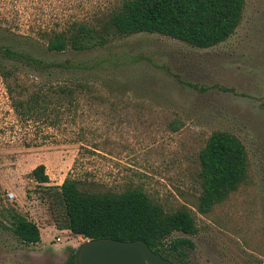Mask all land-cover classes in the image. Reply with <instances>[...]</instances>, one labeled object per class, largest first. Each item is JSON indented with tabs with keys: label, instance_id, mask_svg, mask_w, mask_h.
I'll list each match as a JSON object with an SVG mask.
<instances>
[{
	"label": "rangeland",
	"instance_id": "obj_1",
	"mask_svg": "<svg viewBox=\"0 0 264 264\" xmlns=\"http://www.w3.org/2000/svg\"><path fill=\"white\" fill-rule=\"evenodd\" d=\"M121 1L0 0V45L41 61L0 55L14 70L8 81L0 69V264L72 263L89 239L57 228L46 188L67 178L96 192L141 188L168 212L191 211L198 233L174 234L172 242L193 244L180 247L184 258L174 264H264V0H245L235 34L209 49L157 34L79 54L41 46L40 30L95 23ZM15 82L23 99L60 85L86 87L73 105L63 103L60 118H27L13 106L8 83ZM217 131L247 148L248 180L203 215L199 153ZM39 165L46 186L31 176ZM14 213L40 227V243L14 234Z\"/></svg>",
	"mask_w": 264,
	"mask_h": 264
},
{
	"label": "trees",
	"instance_id": "obj_2",
	"mask_svg": "<svg viewBox=\"0 0 264 264\" xmlns=\"http://www.w3.org/2000/svg\"><path fill=\"white\" fill-rule=\"evenodd\" d=\"M245 6V0H122L95 23L72 21L60 30H40L38 39L42 40L41 46L46 52L55 54H79L105 48L119 39L138 34H157L194 48L209 49L235 34L243 20ZM29 41L34 46V39L29 38ZM0 55L10 60L41 63L31 51L6 45H0ZM58 66L69 67L68 64ZM0 69L8 81L14 75V70L2 62ZM85 87L83 84L75 88L60 85L53 89V94L36 93L23 99L22 86L17 82L8 83L13 106L27 118H60L63 103L73 105L76 90ZM199 163L202 191L197 210L208 215L247 182L249 155L234 134L217 131L199 153ZM31 176L41 186L50 183L45 165L36 167ZM46 188L59 211L57 228L85 239L142 240L165 258L181 260L184 254L180 247L193 244L188 240L172 242L171 238L175 233L191 236L198 233L191 211L183 208L168 212L141 188L96 192L74 178H67L61 186ZM11 218L12 230L23 243L41 242V230L35 222L19 213L12 214ZM76 260L74 256L72 263L76 264Z\"/></svg>",
	"mask_w": 264,
	"mask_h": 264
},
{
	"label": "water",
	"instance_id": "obj_3",
	"mask_svg": "<svg viewBox=\"0 0 264 264\" xmlns=\"http://www.w3.org/2000/svg\"><path fill=\"white\" fill-rule=\"evenodd\" d=\"M77 264H174L142 241L89 240L79 249Z\"/></svg>",
	"mask_w": 264,
	"mask_h": 264
},
{
	"label": "flooded vegetation",
	"instance_id": "obj_4",
	"mask_svg": "<svg viewBox=\"0 0 264 264\" xmlns=\"http://www.w3.org/2000/svg\"><path fill=\"white\" fill-rule=\"evenodd\" d=\"M76 256V255H75ZM74 258V257H73ZM73 264V263H72ZM76 264H77V260H76Z\"/></svg>",
	"mask_w": 264,
	"mask_h": 264
}]
</instances>
